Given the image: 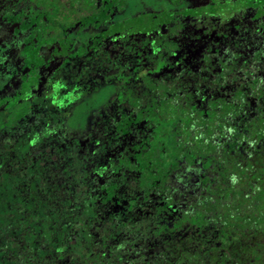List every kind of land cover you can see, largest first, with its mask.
Listing matches in <instances>:
<instances>
[{
	"label": "trees",
	"instance_id": "trees-1",
	"mask_svg": "<svg viewBox=\"0 0 264 264\" xmlns=\"http://www.w3.org/2000/svg\"><path fill=\"white\" fill-rule=\"evenodd\" d=\"M27 1L48 17L32 28L41 38L50 10L64 8L68 21L98 8ZM250 3L261 17L264 0ZM252 35L253 46L264 45ZM5 79L0 72V88ZM250 85L252 97L264 96L263 77ZM162 98L159 108H128L134 118L121 117L117 136L92 155L68 147L56 102L0 108V264H264V108H246L242 91L236 108L211 116ZM122 128L129 146L118 158ZM162 128L174 140L160 139Z\"/></svg>",
	"mask_w": 264,
	"mask_h": 264
},
{
	"label": "flooded vegetation",
	"instance_id": "flooded-vegetation-1",
	"mask_svg": "<svg viewBox=\"0 0 264 264\" xmlns=\"http://www.w3.org/2000/svg\"><path fill=\"white\" fill-rule=\"evenodd\" d=\"M3 1L8 9L0 8V72L6 83L0 93L6 91L2 96L18 100L11 108H53L56 102V108H62L59 116L66 142L69 131L85 137L81 149L76 148L80 154L92 155L102 142H111L117 136L113 127L122 122L121 117L134 118L128 108H159L162 96L166 101L172 98L189 103L191 108H202L205 116L228 104L236 108L241 91L246 93V108H264V96L252 97L250 85L264 78V56L260 62L255 58L264 45L253 46L254 36H250L258 33L264 42V12L257 17V7L250 0L235 2L226 20L218 12L232 7V2L214 8L211 14L194 15L189 10L179 11V0H167L142 15L139 0L126 14L121 7L109 8L106 0H96L97 9L84 11L73 20L64 19V8L50 10L54 13L50 12L51 29L42 38L32 28L40 18L48 23L45 12L36 14L27 0ZM154 2L157 5L158 1ZM48 50L60 55L52 57L51 74L39 84L38 76L47 69L43 59ZM4 67H12L16 75L9 77L11 72ZM103 89L111 92L109 103L93 112L84 131L80 127L73 131L69 122L75 105ZM32 98H42L46 106L32 103ZM170 109L165 108V112ZM32 113L29 109L28 114ZM255 115L251 113L248 121ZM137 123L139 131L135 133L140 139L146 121ZM169 126L174 128L173 118L165 122L164 127ZM165 132L162 128L160 139L174 140L170 131ZM120 133L122 143L118 151L115 149L118 158L129 146L127 130L122 128ZM152 139L155 143L156 137Z\"/></svg>",
	"mask_w": 264,
	"mask_h": 264
},
{
	"label": "rangeland",
	"instance_id": "rangeland-1",
	"mask_svg": "<svg viewBox=\"0 0 264 264\" xmlns=\"http://www.w3.org/2000/svg\"><path fill=\"white\" fill-rule=\"evenodd\" d=\"M157 5H155L154 0H139L138 1V9L142 15H145L146 13L151 12L152 10H156L159 8L163 3H167V0H157ZM238 0H179L180 4L178 6L179 11L183 10H189V12L193 13L194 15H201L202 13H212V10L214 8L219 7L220 5L226 3V2H232V7L225 8V11H219L218 13L221 15V18H224V20L227 19L229 14H232V10L234 9V4ZM123 3V4H120ZM107 5L110 7L118 6L124 9L123 14L128 13L132 10V8L136 5L135 0H106ZM215 6V7H212ZM138 11V12H139ZM216 21V20H215ZM127 21L122 22V28L125 27ZM65 29V28H64ZM219 30V28H217ZM56 52V51H55ZM54 52V53H55ZM51 51H47L43 62L44 65L47 66V69H43V71L38 76V83L42 84L44 83L47 78L50 76V72L48 69L52 65L53 60L52 57L58 54H54ZM13 65V64H12ZM51 68V67H50ZM5 70H9L11 74L9 77H13L16 75L15 72H12V67H4ZM18 74H20V71H18ZM39 87L34 88L35 90H38ZM15 91L17 89H14ZM37 92V91H35ZM6 91H2L0 93V108H8L10 109L12 106L18 103V100H15V98H12L13 96H2L5 94ZM15 93V92H14ZM111 92L107 89H103L101 92H94L93 94L87 96L84 98L80 103L76 104L75 107L72 110V116L70 118L69 127H72L73 131H77V127H80L82 131L87 128L89 125V121L91 119V115L94 111H100L105 108V106L109 103ZM15 96V95H14ZM85 141V137L83 134H76L74 132L69 131V134L67 135V145L68 147L81 149V145H83ZM76 149V151H77ZM75 154V152H74Z\"/></svg>",
	"mask_w": 264,
	"mask_h": 264
}]
</instances>
